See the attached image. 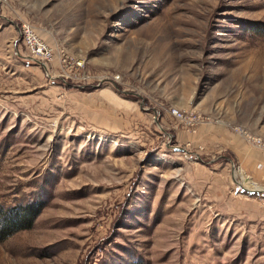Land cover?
<instances>
[{
	"label": "rangeland",
	"instance_id": "rangeland-1",
	"mask_svg": "<svg viewBox=\"0 0 264 264\" xmlns=\"http://www.w3.org/2000/svg\"><path fill=\"white\" fill-rule=\"evenodd\" d=\"M261 171L264 0H0V264H264Z\"/></svg>",
	"mask_w": 264,
	"mask_h": 264
},
{
	"label": "built area",
	"instance_id": "built-area-1",
	"mask_svg": "<svg viewBox=\"0 0 264 264\" xmlns=\"http://www.w3.org/2000/svg\"><path fill=\"white\" fill-rule=\"evenodd\" d=\"M20 35H21V41L27 52L31 55L32 59L36 61L38 65H41L45 69L50 68L51 63L55 58V55H58V57L59 55H61L60 64H62V67L65 66L67 69H69V71L73 69V66L81 65L80 61L74 62L73 60H70L65 55L64 51L57 50L55 47H53L52 45L41 39L38 36V34L35 32V30H33L28 25H24V24L21 25ZM241 187L248 191L258 192L255 195V198H258L260 200L262 207H264V196L262 195L264 192V187H261L258 190L257 189L250 190L244 186Z\"/></svg>",
	"mask_w": 264,
	"mask_h": 264
},
{
	"label": "trees",
	"instance_id": "trees-1",
	"mask_svg": "<svg viewBox=\"0 0 264 264\" xmlns=\"http://www.w3.org/2000/svg\"><path fill=\"white\" fill-rule=\"evenodd\" d=\"M42 206L40 202L31 201L4 211L0 208V239L16 231L30 228Z\"/></svg>",
	"mask_w": 264,
	"mask_h": 264
},
{
	"label": "crops",
	"instance_id": "crops-1",
	"mask_svg": "<svg viewBox=\"0 0 264 264\" xmlns=\"http://www.w3.org/2000/svg\"><path fill=\"white\" fill-rule=\"evenodd\" d=\"M232 139L234 141L233 143H231V141H229V142L225 143V145H229V148L233 149L236 152L237 159L240 160V163L244 166L243 168L246 171L250 172L253 176L257 177V180H259L258 178L262 177V176H261L260 171H258V169L256 168V164L258 162L255 161V156H250V155H253L252 149H250L245 144L244 140L241 139V137L234 136V137H232ZM261 172L263 173L264 171H261ZM241 173H243L244 176L248 177L247 175H245V173L243 171H241ZM260 181H262V183H261V186L259 188L264 187V185H263L264 184V178L260 179ZM244 184L247 186H250V187L256 186L253 182L250 181L249 177H248V179L245 178ZM262 195L264 196V192Z\"/></svg>",
	"mask_w": 264,
	"mask_h": 264
},
{
	"label": "bare ground",
	"instance_id": "bare-ground-1",
	"mask_svg": "<svg viewBox=\"0 0 264 264\" xmlns=\"http://www.w3.org/2000/svg\"><path fill=\"white\" fill-rule=\"evenodd\" d=\"M173 114L175 113V112H172ZM241 184V183H240ZM251 190V189H250Z\"/></svg>",
	"mask_w": 264,
	"mask_h": 264
},
{
	"label": "water",
	"instance_id": "water-1",
	"mask_svg": "<svg viewBox=\"0 0 264 264\" xmlns=\"http://www.w3.org/2000/svg\"><path fill=\"white\" fill-rule=\"evenodd\" d=\"M239 185L243 186L242 184L239 183Z\"/></svg>",
	"mask_w": 264,
	"mask_h": 264
}]
</instances>
